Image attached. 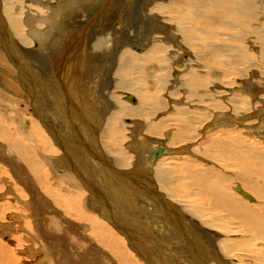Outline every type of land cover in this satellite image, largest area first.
<instances>
[{"label":"bare ground","instance_id":"bare-ground-1","mask_svg":"<svg viewBox=\"0 0 264 264\" xmlns=\"http://www.w3.org/2000/svg\"><path fill=\"white\" fill-rule=\"evenodd\" d=\"M0 47V264H264V0H0ZM40 47L113 178L18 107Z\"/></svg>","mask_w":264,"mask_h":264},{"label":"rangeland","instance_id":"rangeland-1","mask_svg":"<svg viewBox=\"0 0 264 264\" xmlns=\"http://www.w3.org/2000/svg\"><path fill=\"white\" fill-rule=\"evenodd\" d=\"M115 1V0H114ZM123 11L120 13V16L121 15H126V12H124L125 10L124 9H122ZM138 10V12L140 11V9H137ZM152 15H155V17L157 16L156 14H152ZM129 21V20H128ZM135 24H133V23H127L126 24V26H128L127 28H128V30L132 33L133 31H132V27L134 26ZM136 26V25H135ZM117 27H119V25H117ZM121 31V30H120ZM7 36H9L8 34H6ZM44 40V39H43ZM108 44H110V42L108 43ZM50 45V42H48V45L46 46V48L48 47ZM103 47V49L104 48H107V47H105V45H103L102 46ZM39 50L40 51H42V52H40V53H38V52H36L37 54H40V56L39 57H37L38 55L36 54V53H30V52H28L29 53V55H28V60L27 61H25V64H24V68H26L29 72H33V70H32V68H34L35 69V71L37 70L38 72L40 71V73H42V75H41V78L43 79V80H45V82L47 81L48 83H47V87H45V88H43V90L41 91V92H39V94L41 95V97L40 96H38L37 94H35V93H33L32 91H28V92H26V93H24V94H22L21 93V95H25V96H27V98L31 101V105H27L26 103H25V101L20 97V99H21V104H19V106L18 107H28L31 111H32V113H37V115H38V117H36L35 115H34V117L35 118H37L39 121L41 120V122H43V120H45V121H47L48 123H49V125H50V127H52V128H56V129H58V126H59V124L60 123H63L64 121H69V122H72V121H74V118L72 117V115H71V111H73L74 113H75V115H76V117H77V119H78V121H77V125H74L73 127H72V129L74 130L75 128H78L79 129V131L81 132V130L82 129H84L85 131H82L81 132V134L83 135V137H81V139L82 140H84V141H86V143H87V145H88V150H89V152L90 153H88L87 152V154H89V156L91 157L90 158V160L88 159V162H87V164H89L90 163V161L91 160H94L95 161V163L94 164H96L97 166H99V165H104L105 163H106V166H107V170H108V165H109V162H108V160H106L105 159V157L106 158H108L109 160H110V158L109 157H107V155H106V153L104 152V150L101 148V145H100V142H99V138H97V139H94L93 137H92V134H90L89 133V130H90V127L92 126L90 123H89V121L88 120H86V118L80 113V112H78L77 111V108H76V106H74V105H71V102L69 101V99H68V97H67V95L62 91V89H61V87L60 86H54L53 85V82H55V77L54 76H52V75H49V69H50V64L48 63V61L46 60V58H44V54H46V52L44 51V50H42V48L40 47L39 48ZM103 52H100V51H95L96 52V54H97V57H96V59H97V61L98 62H101V64H102V66L100 67V68H98L97 69V71H98V73H103V71L102 70H104L105 69V67H106V64H107V57H106V52H107V50L106 49H104V50H102ZM41 53H42V55H41ZM33 54V55H32ZM35 55V56H34ZM104 55V56H103ZM40 60H45V61H42V63H41V61H39V59ZM0 61L1 62H3V63H8V64H10V62H9V57H8V54H7V52L5 51L4 52V50H3V48H1L0 47ZM43 64V65H42ZM47 66V67H45V65ZM36 65V66H35ZM0 66H2V65H0ZM17 66V65H16ZM28 66H29V68H28ZM39 66H40V68H39ZM42 66V67H41ZM48 66H49V69H46V68H48ZM96 66H98V63H96ZM104 68V69H103ZM102 69V70H101ZM13 70H15V69H13ZM17 70V69H16ZM45 70V71H44ZM100 70V71H99ZM48 71V72H47ZM46 74H48V75H46ZM3 79H6V80H11L10 79V77H8L7 75L6 76H4L3 77ZM14 79H15V81L17 80V78L16 77H14ZM29 79H31V77H29ZM12 81V80H11ZM16 84H17V86H19V83L16 81ZM44 91V92H43ZM31 95V96H30ZM95 103V104H94ZM89 107H90V109H91V111L90 112H92L93 113V115L96 117L97 115H98V113H100L99 111H100V108H97V107H99V105H98V103L96 102V101H94L93 100V103H90L89 104ZM89 109V108H88ZM131 117H123L122 118V121L123 122H125V124L127 125V123L129 124V122H131V120H132V118L130 119ZM104 120V119H103ZM126 120V121H125ZM105 121V120H104ZM104 121H103V123H104ZM84 122H86V123H84ZM130 126V128L132 127V125L131 124H129ZM84 126V127H83ZM96 126V125H95ZM102 129V125L99 127V129ZM127 128V134H126V132H125V136L127 137V141H128V138H129V140H130V137H131V131L129 130L130 128H128V127H126ZM81 129V130H80ZM87 130V131H86ZM130 132H129V131ZM99 131V130H98ZM130 133V134H129ZM128 135H130V136H128ZM149 135V134H148ZM149 136H151V137H154V135H149ZM125 141H123V143H124ZM125 145V144H124ZM151 145H153V144H151ZM161 156V155H160ZM159 156V157H160ZM158 157V158H159ZM60 160V159H59ZM99 168V167H98ZM99 170L100 171H102V168L100 167L99 168ZM118 170V169H117ZM125 172V170H118V172H117V174H118V177L120 178V179H122V177L123 178H126L127 177V175L124 173ZM107 173H108V177H110V178H113L111 175H110V172H109V170L107 171ZM103 175V174H102ZM104 176V175H103ZM107 178V177H106ZM109 179V178H108ZM111 180V179H110ZM124 187L123 185H120V183H118V182H116V181H113V180H111L110 182H108V183H106V185H105V187H106V190H118V189H120V187ZM125 188V187H124ZM126 189V188H125ZM127 190V189H126ZM93 191L96 193V191H95V188H93ZM128 191V190H127ZM140 206H141V204H140ZM142 206H143V204H142ZM178 209L183 213V214H185L188 218H189V220L191 221V217H190V215L186 212V210L184 209V207H183V205L181 204V203H179L178 204ZM157 218L158 219H160V216L159 215H157ZM162 230V232L164 233V231H163V229H161ZM165 234V233H164ZM170 239H173V240H175L177 243L176 244H178L180 247H181V249H183L184 250V248H183V245H182V243H181V241L178 239V238H176V237H174V236H168ZM26 244V246H27V243H25ZM190 248H194V246H190ZM186 252H188L189 253V251L187 250ZM42 255V256H41ZM27 257H29L28 256V254L26 255ZM26 256H24L23 255V257H25V259L24 260H28V258L26 257ZM39 256V257H38ZM48 255H46V254H35V255H30V258H29V263H31V261H33L32 263H34V264H41V262L42 261H40L41 259H43L44 261L42 262V264L44 263H49V264H51V259H49V256L47 257ZM46 258V259H45ZM33 259V260H32ZM36 259V260H35ZM40 259V260H39ZM26 260V261H27ZM31 260V261H30ZM35 260V261H34ZM28 261H27V263L26 264H29L28 263ZM21 263H23V261L22 262H20L19 264H21ZM31 263V264H32ZM47 263V264H48Z\"/></svg>","mask_w":264,"mask_h":264},{"label":"water","instance_id":"water-1","mask_svg":"<svg viewBox=\"0 0 264 264\" xmlns=\"http://www.w3.org/2000/svg\"><path fill=\"white\" fill-rule=\"evenodd\" d=\"M125 99L126 100H128V101H134V99L133 98H131V97H129V96H126L125 97ZM153 154H154V156H158L159 154H160V151L159 150H155L154 152H153ZM244 195H245V193H243ZM246 196V195H245Z\"/></svg>","mask_w":264,"mask_h":264}]
</instances>
